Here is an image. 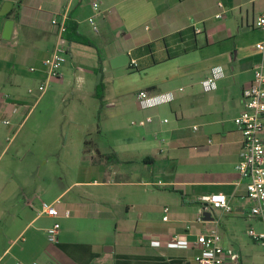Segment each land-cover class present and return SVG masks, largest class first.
<instances>
[{
    "label": "crops",
    "instance_id": "1",
    "mask_svg": "<svg viewBox=\"0 0 264 264\" xmlns=\"http://www.w3.org/2000/svg\"><path fill=\"white\" fill-rule=\"evenodd\" d=\"M218 3L223 5L221 19L216 18L221 12ZM263 13L264 0H0V264H196L193 243L198 233L210 230L219 232L225 250L238 255L236 263L229 258L227 264H264L261 246L248 236L250 228L263 232L264 221L250 216L253 203L245 187L236 185L241 133L234 124L244 109L242 93L261 59L257 45L264 41V32L260 30L253 46H238L237 38L240 29L244 33L254 29ZM56 16L93 45L95 77L99 62L104 79L107 64L113 69L127 67L130 74L154 70V80L134 94L115 88L116 98L127 99L126 107L134 102L136 121L154 118L142 127L141 139H124L123 149L138 156L136 162L150 169L152 179L166 174L174 160L196 167V180L185 182V190L176 188L183 184L179 182L123 180L138 169L133 167L137 163L124 161L119 177L113 162L96 158L97 153L108 152L96 144L86 149L95 131L90 130L91 122L70 134L75 146L66 148L64 142L50 138L48 120L37 116L47 92L32 102L28 90L45 79L42 63L56 42L50 24ZM7 20L14 21L9 40L2 37ZM231 40L233 50L225 47ZM72 44L78 43L68 42L64 70L74 58ZM216 44L221 46L209 52ZM120 56L128 62L113 65ZM131 60L136 61L135 68ZM216 67H222L224 76L216 81L215 91L206 93L201 82ZM140 91L172 94L174 100L143 110L137 101ZM169 113L175 117L173 123ZM187 120L196 133L190 137L183 133ZM54 163L62 167L63 177L51 174ZM170 187L180 191L182 200L160 205L156 189ZM211 194L225 195L232 212H202L200 200ZM42 202L54 204L59 217L40 214ZM55 220L61 231L58 242L50 244L46 230ZM176 235L188 247H168Z\"/></svg>",
    "mask_w": 264,
    "mask_h": 264
},
{
    "label": "rangeland",
    "instance_id": "2",
    "mask_svg": "<svg viewBox=\"0 0 264 264\" xmlns=\"http://www.w3.org/2000/svg\"><path fill=\"white\" fill-rule=\"evenodd\" d=\"M262 32L257 28H254L244 33L240 29L237 39L239 40L241 38V41L239 40L240 43L237 41L238 46H240V44L241 46L255 45ZM220 46V44L214 45L209 52H211V50H217ZM234 46V40L225 43V47L232 48V50L235 48ZM72 52L74 58H69L68 60V63H70L69 69H62L61 77L50 83L49 88L46 91L47 95L37 109V116L48 120V127L50 128L48 134L50 138L55 139V142L60 145L64 142L66 148L75 146L77 143L76 139L70 138V134L73 133L74 130L80 129V124L91 122L89 123L90 130L95 131L91 135L89 148L98 145L99 148L106 153L108 152V154L115 153L117 160H114V164L112 165L115 166L120 177L122 163L127 160H134L136 162L138 157L136 154H128L127 152H124V139H141L144 130L138 125L131 124L132 121L138 120L132 112L136 109L134 102H131V107H126L123 104V101L125 102L127 99L116 98L115 88L116 90H119V92L128 91L129 93L133 92L134 94L141 87H144L147 83L154 80V70L149 69L142 74H130L131 70L127 67L113 69L107 64V76H105L104 79V88L99 91V97L101 98L100 101L95 97L96 77L91 69L92 62L95 60V49L80 44H72ZM190 56L194 57L197 55L192 54ZM25 90H27V88ZM28 96L32 99V102L37 101L36 99L39 98L37 91H35V94L33 95L28 94ZM78 100L82 101V107H78V105L80 106V101ZM110 104H115L116 106L109 108ZM130 108H132V110ZM161 109L166 111L165 106L161 107ZM94 112L95 115H93L91 120L88 121L90 113L92 114ZM167 116L172 123L175 121V117L171 113L167 114ZM184 125L186 126L183 132L185 136L190 137L196 134L192 130L191 121L187 120ZM61 132H63V136L61 135ZM87 148L88 147L86 146V149ZM141 153L143 155L146 152L144 153L141 151ZM162 156L166 157V154ZM96 158H98V156ZM155 158L158 159L159 156ZM136 163L137 164H134L133 167H137L139 171L137 169L136 171L129 173L127 176H123V180H127V182H147V180H161L164 183L179 182L183 184L176 188L182 190H185V182L196 180L193 179L195 178V174L193 173H195L197 168L186 166L177 160L171 161L172 164H170L171 166L167 169V173L172 176L168 177L167 173H159L154 179L149 175L150 169L147 170L141 168L138 162ZM50 166L51 164H49L48 168H50ZM51 174L53 177L61 178L64 176V171L58 163H54L53 169H51ZM119 177L114 176V180H118ZM94 179L99 181L101 180V177L95 176ZM63 180L64 182L67 181L66 178ZM156 190L160 192V205H174L182 200L180 191L173 190L171 187L169 189L161 188ZM227 251L235 253L232 250ZM233 261L235 263L238 261V255Z\"/></svg>",
    "mask_w": 264,
    "mask_h": 264
},
{
    "label": "built area",
    "instance_id": "3",
    "mask_svg": "<svg viewBox=\"0 0 264 264\" xmlns=\"http://www.w3.org/2000/svg\"><path fill=\"white\" fill-rule=\"evenodd\" d=\"M94 9H98V3H94ZM221 12L216 15L217 19L223 17V5L218 3ZM89 23L95 26L93 18L89 19ZM51 26L55 29L56 42L49 57L44 59L43 67L45 79L37 86L30 88L29 95L35 94L37 91L39 97L42 96L47 89L51 80L61 77V69L66 62L68 52V41L65 37L67 32L66 20L62 17H53L50 21ZM255 28L264 32V13L260 15L255 23ZM257 49L261 54V59L253 70V79L250 85L244 89L242 93L243 111L234 119V124L241 133L240 150L238 153V161L235 171L238 175L236 185L245 187L247 198L253 203L250 209V216L264 221V41L257 45ZM131 67H136V61H130ZM32 72L34 68L30 69ZM224 76L222 67H216L212 70L210 76L201 82L202 90L206 93L215 91L217 88L216 81ZM174 100L172 94L164 96L152 95L147 91H140L137 94L138 105L141 109H152L161 105L169 104ZM154 122V118L149 116L132 125L146 127ZM164 123L167 120L163 121ZM5 124H9L8 121ZM196 129V128H194ZM211 143V140L208 141ZM202 212L210 209L221 210L224 213H231L232 206L229 204L227 197L223 194H211L201 198ZM40 214L47 215L57 219L59 213L54 204L42 202L40 204ZM165 216L164 221L168 220L169 209H163ZM198 221L202 220L201 214ZM66 217L70 215L69 211L65 213ZM189 229V227H187ZM61 226L58 221L46 230V238L50 244L58 242ZM248 236L258 243L264 252V231L256 232L254 229H248ZM170 248L188 247L184 239L180 236H173L167 243ZM194 247L198 253L195 256L196 264H227L228 260H233L237 254L225 250L222 246V238L217 230L198 233ZM33 264H40L34 262Z\"/></svg>",
    "mask_w": 264,
    "mask_h": 264
},
{
    "label": "trees",
    "instance_id": "4",
    "mask_svg": "<svg viewBox=\"0 0 264 264\" xmlns=\"http://www.w3.org/2000/svg\"><path fill=\"white\" fill-rule=\"evenodd\" d=\"M68 42H75L81 45L92 47L93 45L90 44L88 41H85L83 37L76 34L75 30L73 29V25L71 23L67 24V32L65 35ZM104 88V74L102 70V66L99 62L98 68L96 70V90H95V96L101 101V98L99 97V91H101ZM102 108V104H101ZM90 145L86 142V146ZM98 158L103 159L107 162H113L114 160H117V156L115 153L107 154V155H101L97 153Z\"/></svg>",
    "mask_w": 264,
    "mask_h": 264
},
{
    "label": "water",
    "instance_id": "5",
    "mask_svg": "<svg viewBox=\"0 0 264 264\" xmlns=\"http://www.w3.org/2000/svg\"><path fill=\"white\" fill-rule=\"evenodd\" d=\"M6 6L8 7V6H11V5L8 3ZM13 26H14V21L13 20H7L5 22V24H4V33H3V36H2L3 39L9 40L11 38ZM127 62H128L127 57L120 56L113 62V65H116V64L122 65V64H126Z\"/></svg>",
    "mask_w": 264,
    "mask_h": 264
}]
</instances>
